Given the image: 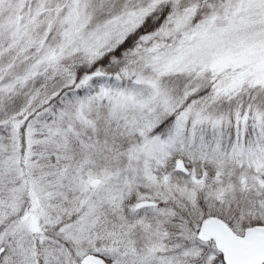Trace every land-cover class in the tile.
<instances>
[{"label": "snow or ice", "instance_id": "6c2138e0", "mask_svg": "<svg viewBox=\"0 0 264 264\" xmlns=\"http://www.w3.org/2000/svg\"><path fill=\"white\" fill-rule=\"evenodd\" d=\"M0 264H264V0H0Z\"/></svg>", "mask_w": 264, "mask_h": 264}]
</instances>
